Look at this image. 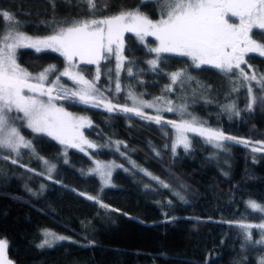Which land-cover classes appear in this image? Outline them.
<instances>
[{
	"label": "trees",
	"instance_id": "obj_1",
	"mask_svg": "<svg viewBox=\"0 0 264 264\" xmlns=\"http://www.w3.org/2000/svg\"><path fill=\"white\" fill-rule=\"evenodd\" d=\"M94 3L95 8L87 0H0V12L12 14L19 30L31 36L129 10L151 20L161 14L157 0ZM6 30L14 31L0 18V33ZM251 36L264 44V31L253 29ZM151 45V39L143 44L130 33L124 35L122 83L147 100H177L184 88L191 89L188 108L204 125L264 144V56L248 52L239 69L224 73L169 53L156 57L153 66ZM16 59L32 73L63 65L51 50L21 47ZM107 65L111 68L112 61L100 67ZM79 70L91 78V66L83 64ZM176 72L181 77L172 85L170 75ZM253 75L255 79L246 78ZM117 99L124 103L121 90ZM55 103L86 117L90 123L83 134L95 147L87 153L64 151L48 136L19 127L32 153L55 167L46 176L29 175L18 166L7 176L9 185L0 182V240L6 242L4 253L13 264H256V255L264 251L259 241L264 213L246 200L264 207V147L225 140L222 148H214L189 134V147H177L172 155V125L178 119L174 112H161L158 124L148 109L138 116L123 107L108 111L84 104L76 97ZM91 159L122 164L112 172L111 186L100 188L94 175L83 173ZM242 225L253 227L247 233ZM44 230L66 239L40 247Z\"/></svg>",
	"mask_w": 264,
	"mask_h": 264
},
{
	"label": "snow or ice",
	"instance_id": "obj_2",
	"mask_svg": "<svg viewBox=\"0 0 264 264\" xmlns=\"http://www.w3.org/2000/svg\"><path fill=\"white\" fill-rule=\"evenodd\" d=\"M87 2L90 7L95 8L94 0ZM157 2L161 13L157 21L149 19L137 10L105 19L74 21L69 26L59 27L54 34L44 38L27 36L19 30V22L14 21L12 14L0 12V18L9 23V28L14 29L0 33V147L13 151H17L21 146L30 147L29 142L15 126V121L21 119L32 131L46 133L62 144L80 147L82 142L89 147H95L79 133L85 118L72 117L62 107H58L55 101L76 97L81 103L92 102L93 106H98L99 90L96 89L94 82L85 79L79 73L73 74L70 69L76 66L74 60L77 57L81 63L98 64L100 59L104 58V53L115 52L117 60L120 61L125 32L135 33L141 41L146 36L154 37L158 41V46L151 48L150 51L157 53V59L160 53H173L190 58L196 67L211 65L224 73L232 72L234 68L239 69L245 62V55L248 52H258L264 56V44L257 43L251 36L254 28L264 29V0H157ZM21 47L34 48L37 52L45 49L59 52L69 67L59 73L56 82H59L61 75L69 76L80 87L74 91H69L62 85L58 88L56 84L45 87L44 81L48 79L50 72L56 71L55 66H50L37 77H32L17 63V49ZM149 63L155 66L157 60L153 59ZM119 67L118 63L117 68ZM180 76L181 73H173V82ZM246 78L256 77L253 75ZM33 80L36 82L33 83ZM119 87L117 84V89ZM249 92L251 93V89ZM133 99L135 101L134 97ZM104 106L108 111H112L114 107L110 102ZM145 106L153 107L152 104ZM122 110L144 116L135 104L131 108L123 107ZM167 110L172 111L170 107ZM13 112L22 113V116H10L9 114ZM149 118L158 124L161 123L159 115ZM173 127L181 133L196 132L204 136L209 143L215 142V147H223L220 142L233 139L218 130L196 127L195 121H184L180 125L173 123ZM180 140L187 149L189 144L186 137L181 134ZM81 150L83 151V148ZM54 167L50 165L49 171ZM110 167L111 165L97 162L95 171L107 180L111 174ZM180 199H183V196H180ZM249 207L264 211V208L254 201H249ZM242 227L247 229L253 226ZM259 227L264 228V224ZM43 235L45 239L40 247L51 246L53 241L66 239L49 230H44ZM5 248L6 242L0 240V261L3 259Z\"/></svg>",
	"mask_w": 264,
	"mask_h": 264
},
{
	"label": "rangeland",
	"instance_id": "obj_3",
	"mask_svg": "<svg viewBox=\"0 0 264 264\" xmlns=\"http://www.w3.org/2000/svg\"><path fill=\"white\" fill-rule=\"evenodd\" d=\"M126 12H134V10L125 11V12H122V13H126ZM117 15H119V14H117ZM160 15L158 16V18L154 19L153 21H157L160 18ZM113 16H116V15H113ZM110 17H112V16H110ZM106 18H109V17H106ZM102 19H105V18H102ZM230 19H235V18H230ZM97 20H99V19H97ZM69 25H66V26H69ZM58 29H55L54 31H56ZM254 29L255 30L264 31V29H258V28H254ZM6 31H13V30H6ZM126 33L132 34L139 42H141L143 44H146L147 39H151L153 41V45H151L149 47V50L151 48H153V47H157L158 46V41H156L155 38L152 37V36H146L144 38V40L141 41L139 39V37H137L135 35V33H133V32H125L123 34V37H124V35ZM52 34H54V32H52L49 35H52ZM49 35H46V36H31V35H27V36H30V37H33V38H44V37H47ZM113 48L115 49V45H113ZM32 49H34V48H32ZM45 50H50V49H45ZM56 53H58L60 55L59 52H56ZM165 53H167V52H165ZM151 54L153 55V57L150 59V61L153 60V59H156V57H157V53L151 52ZM160 54H163V53H160ZM169 54H173V53H169ZM103 55H104V58L100 59L98 64L81 63L79 58L77 57L74 60V64L76 66L70 69V71L73 74L79 73V75H82L85 79L94 82V85H95L96 89L99 90V92L97 94V100L99 101L98 106L100 108L106 109V107L104 105L106 103H109V102L114 107H129V108H131L135 104V106L140 108L141 110H143V109L151 110L153 112L154 116H157V115H160L161 112L168 111L167 109L170 107L172 109V111H168V112H174L178 116V119L174 122L177 125L182 124V122H184V121H189V122L195 121V126L196 127H204V128H211V129H214V130H218L216 128H212V127H208V126L204 125L203 121L199 118V116H197L196 114L192 113L189 110L188 105H189V102H191V100H193L192 96H193V93H194V92L191 91V89H187L185 91V88H184L182 90V98L177 99V100H167L165 98H160V97H157V98L155 97V98H152V99H149V100L143 99L139 95H136L130 89V87L128 86V84L126 82L122 83L120 81V79H119L120 69H121L122 63L124 61L122 52H121L122 59L120 61L117 60L115 52H113V53H104ZM60 56L62 57V60H63L62 67H60V68L56 69V71L50 72L48 74V79L44 81V86L45 87H51L53 84H56V86L58 88L62 85L65 89H67L69 91H74V90L78 89L80 87V85L74 83L73 80L69 78V76L61 75V76H59V82L58 83L56 82V77L59 75V73L63 72L66 68L69 67L68 66V62L65 60V58L62 55H60ZM188 59L192 62V60L190 58H188ZM106 60H111L112 61V66H111V68H109V65H107L104 68V70H102L101 67H100V64L105 62ZM118 63L120 64L119 69L117 68V64ZM83 64L84 65H89V66L92 67L91 78H86L85 75L79 70V66L83 65ZM208 66H211V65H208ZM49 67H50V65L46 66L42 70H40L38 72H35V73L29 72V71L28 72L32 75V77H37L41 72H43L45 69H47ZM170 80H171L172 85L175 84V83H178L177 80L175 82H173L172 74L170 75ZM32 82L35 83L36 81L33 80ZM117 84H119V86H120L119 89H117ZM168 89H171V86H168ZM120 90L123 92V98H124V103H122V104L119 103L118 99H117V95H118ZM133 97L135 98V101H134ZM189 97H191V98H189ZM41 99L46 100L47 97H41ZM141 102H144V103H141ZM88 104L93 106L92 102H90ZM145 104H152L153 107H146ZM57 106L61 107L59 105H57ZM64 111L67 112V113H70L72 115V117H74V118H80V117L85 118V123L83 124L82 127L79 128V133L82 134V137H83L84 140L88 141L84 137V134H83V128L87 125L86 117L82 116V115L73 114V113H71L69 111H66L65 109H64ZM9 115L12 116V117H15L17 115L22 116V113L13 112V113H10ZM21 125L25 126L26 128H28L29 130L32 131L31 128L27 127L26 122L23 119L15 121V126L18 128V130H19V127ZM218 131H220V130H218ZM39 133H42V134L48 136L49 138L55 140L57 143H59L61 145V147L63 148L64 151L67 150V149H75V150H78L80 152L87 153L88 149L90 148L88 146V144L82 143V142L80 143V147H73V146H71L68 143L62 144L58 140L54 139L52 136L47 135L46 133H43V132H39ZM181 134L184 137H186L187 142H188V135L189 134H197V135H199L198 133L193 132V131H183L181 133L180 131L177 130L176 127H173V125H172V135H171V153H172V155L175 154V149L177 147L185 148L184 147V143L181 142V140H180ZM199 136H201V135H199ZM201 137L208 144H210L212 147H214V148H222V147H215L214 146L215 142L209 143L204 136H201ZM228 137H230V136H228ZM229 141H233L235 143L242 144V145H247V146H250V147L257 148V149H261V148L264 147V144L248 142L247 140H245L243 138H240V137H233V139H231ZM30 148H31V146L30 147L21 146V147H19V149L17 151H13L10 148L0 147V182L9 185L10 182H9V179L7 178V176H8V174H14L17 171V167L18 166L21 167L23 170H25L29 175L40 173V174H45L46 176H49V174H51L53 169L51 171H49V167H50V165H53V164L49 163L48 161H47L48 163L46 164L45 163L46 160L42 159L39 156H37L35 153H32ZM81 148H83V151L81 150ZM23 151H26V153H28L29 156L27 157L25 154H22ZM13 161H16V162L13 163ZM32 161L35 162L36 165H30L29 163L32 162ZM97 162H103L104 164L111 165V167H110V173L111 174L116 168H119V167L122 168V164L119 163V162H116L114 160L91 159L90 165L83 171L84 174H92V175H94L99 181L100 188H105V187L111 186L112 185V183H111V174L107 178V180H105V178L101 177V175H99L95 171ZM129 163L132 166L135 167L134 164H132L131 162H129ZM148 176L150 178H153L149 174H148ZM89 197H91V196H89ZM93 199H94V197H93ZM249 201H253V200H250V199L246 200V203H247L248 206H249ZM254 202L256 204L260 205L261 208H264L262 204H260V203H258L256 201H254ZM258 211H260V210H258ZM260 212L264 213V211H260ZM249 230H250V228L245 229V231L247 233L249 232ZM259 231L261 233V238L259 239V241L262 244H264V228H259ZM58 236H60V235H58ZM44 239H45V237L43 235L42 242L44 241ZM56 241H58V240H56ZM53 242H55V241H53ZM262 261H264V251L261 252L260 254L256 255V264H262Z\"/></svg>",
	"mask_w": 264,
	"mask_h": 264
},
{
	"label": "water",
	"instance_id": "obj_4",
	"mask_svg": "<svg viewBox=\"0 0 264 264\" xmlns=\"http://www.w3.org/2000/svg\"><path fill=\"white\" fill-rule=\"evenodd\" d=\"M0 264H13L12 261L6 256V254H3V259L0 261Z\"/></svg>",
	"mask_w": 264,
	"mask_h": 264
}]
</instances>
